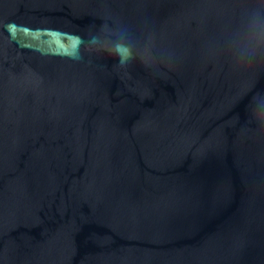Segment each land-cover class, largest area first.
<instances>
[{
  "label": "water",
  "instance_id": "water-1",
  "mask_svg": "<svg viewBox=\"0 0 264 264\" xmlns=\"http://www.w3.org/2000/svg\"><path fill=\"white\" fill-rule=\"evenodd\" d=\"M259 89L264 0H0V264H264Z\"/></svg>",
  "mask_w": 264,
  "mask_h": 264
},
{
  "label": "clouds",
  "instance_id": "clouds-1",
  "mask_svg": "<svg viewBox=\"0 0 264 264\" xmlns=\"http://www.w3.org/2000/svg\"><path fill=\"white\" fill-rule=\"evenodd\" d=\"M114 35H119L123 38H130V32L128 30V28L126 26H122L120 29L117 30L116 33H114ZM89 37H91L90 42L95 44L98 42V38L95 35L89 34ZM80 39V43L84 44L86 43L87 40H85L84 38H79ZM258 48L259 45H256V49H257V55H258ZM101 51L106 52L108 55L113 56L116 58L117 64L120 67H127V65L136 58V55L133 52V48L127 44V43H122V42H116V43H112L107 47H102L100 48ZM77 59H82V57L80 56L79 53V47L77 49ZM261 97H264V89H259V90H253L248 98V110L250 113V116L256 120L257 122H261L264 123V120H261L256 112L254 107L252 106V102L254 100H257Z\"/></svg>",
  "mask_w": 264,
  "mask_h": 264
}]
</instances>
